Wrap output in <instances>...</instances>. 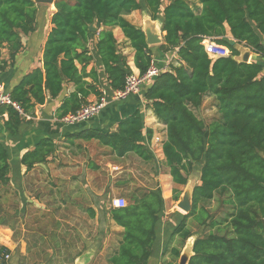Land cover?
<instances>
[{"label": "trees", "instance_id": "trees-1", "mask_svg": "<svg viewBox=\"0 0 264 264\" xmlns=\"http://www.w3.org/2000/svg\"><path fill=\"white\" fill-rule=\"evenodd\" d=\"M190 1L169 0L163 6V0H56L42 68L26 74L11 91L12 98L29 113L48 96L57 97L65 83L72 82L76 88L62 104L61 116L75 112L87 104L91 94L98 98L103 95L96 86L97 70H87L94 60L102 66L110 88L123 89L133 71L113 29L121 28L135 50L136 67L144 73L153 60V49L143 29L126 15L147 10L153 20L160 17L165 34L158 47L164 53L175 52L176 59L168 70L144 84L141 93L146 105L167 126L163 152L174 184V200L179 201L182 194L177 186H186L194 171L200 177L193 189L192 211L173 214L180 221L172 229L167 227L165 232L171 233L162 257L170 253L174 260L179 259L181 248L194 236L187 224L192 216L202 226L208 220L212 228L216 226L205 205L219 194L233 207L227 231L209 230L196 237L189 264H264V65L234 58L239 54L236 44L264 55V0H197L200 8H194ZM38 11L35 0H0V57L3 49L9 52V59L0 62V70L14 62L23 47L22 36L36 31ZM226 23L231 39L225 37ZM91 25L97 30L91 31ZM205 38L228 48L229 55L211 57ZM206 96L213 98L219 114L208 124L195 111ZM6 109V127L16 135L24 119L13 107ZM152 133L144 132V116L136 110L114 131L91 128L77 137L108 148L117 158L133 154L151 161L153 154L145 142ZM55 149L56 144L44 138L24 154L21 163L29 171L47 162ZM9 172V153L0 142L1 183L8 184ZM164 206L159 188L134 190L124 207L107 206V213L121 230L116 250L107 257V263L99 264H148L153 246L160 240ZM88 211L91 217L96 216L94 207ZM175 237L183 247L169 245ZM11 253L9 247L0 245V264H9L6 255ZM55 257L54 252L48 261ZM20 259L18 264H25V256ZM166 264L176 263L169 260Z\"/></svg>", "mask_w": 264, "mask_h": 264}, {"label": "rangeland", "instance_id": "rangeland-1", "mask_svg": "<svg viewBox=\"0 0 264 264\" xmlns=\"http://www.w3.org/2000/svg\"><path fill=\"white\" fill-rule=\"evenodd\" d=\"M141 15L142 18L134 17L133 20L140 21L144 26L147 16L145 13ZM44 18H39V24H44ZM151 47L156 48L157 45ZM212 104L211 100L205 99L196 109V114L206 124L219 116ZM63 160L67 163L61 179L65 184L63 188L51 187L37 175H32L23 200L8 188L2 189L0 245L12 250L9 264H18L22 256L26 258L25 264L107 263V257L117 248L121 228L111 219L106 207L115 206L114 202L119 197H125L129 203V196L134 190L146 192L159 188L163 197L166 192L169 193V202L165 203L159 221L161 238L155 245L158 248L160 244H167L171 233L165 232L167 227L172 229L180 221L173 215L174 212L184 215L185 211L177 206L179 201L174 200V184L164 159L158 158L157 154L151 161H144L133 154L117 158L108 149L92 145L88 157H66ZM70 177L77 182L72 187L68 186ZM199 179V173L194 171L186 186H177L182 191L181 196L196 186ZM225 199L226 196L216 194L205 205L213 217L211 220L217 222L215 227L210 226V220L202 226L194 216L189 218L187 224L194 239L209 230L216 233L227 231L233 207ZM89 207L95 208V217L90 216ZM169 245L183 247L179 237H175ZM54 252L56 257L48 261ZM78 253L81 256L73 262ZM166 259L176 264L179 260H174L170 253L166 254Z\"/></svg>", "mask_w": 264, "mask_h": 264}, {"label": "crops", "instance_id": "crops-1", "mask_svg": "<svg viewBox=\"0 0 264 264\" xmlns=\"http://www.w3.org/2000/svg\"><path fill=\"white\" fill-rule=\"evenodd\" d=\"M190 2L194 8H200L202 6L197 0H191ZM163 3V6H166L169 3V0H163ZM55 11L56 9L54 4H48L47 6L42 7L39 6L36 31L22 36L23 47L16 55L14 62L7 64L3 70H0V83L6 88L7 91L11 92L13 88L21 81V79L35 68H42L43 48L47 39V35L53 27L50 21ZM144 13L146 16H150L147 10H136L126 15V18L136 26H139L143 29L144 26L142 23L140 21H134L133 18L141 17V14ZM41 16H45L43 25L39 24V18ZM156 26L163 37L165 33L161 30L162 19L160 17L156 19ZM225 28V37L227 39H231L232 35L229 24L226 23ZM113 31L115 37L117 38L119 48L121 52L127 57L128 64L130 65L132 71L136 73L140 72V70L135 65V50L130 45L129 40L125 37L120 27L114 28ZM94 40L96 41L97 37H95ZM238 45L240 44H237V46ZM158 46L159 45H157L156 48H152L153 60H155L157 65L162 68L168 67V65L176 59V53H164L159 49ZM8 59L9 52L5 48L2 50L0 62ZM250 61H257L264 65V55L258 54L252 50ZM93 68H95L98 72L99 81L96 84L98 90H100L102 94H106L108 97H110V94L114 91L110 88L104 70L97 60H94L87 67V70L90 71ZM87 80L90 83L93 81L92 78H87ZM146 85L147 84H145L143 87ZM75 88L76 86L74 83L67 82L64 85V89L57 97L51 98L48 96L46 102L41 105H36L31 110V112L27 113V117L20 115L24 121H22L16 135L11 134L6 127V121L9 119V114L6 107L5 109H1L3 111H0V142L5 145L9 153L10 181L8 184H3L0 182V195L2 189L8 188L10 192H14L15 195L18 194L22 200L23 198L25 199L28 181L32 175H37V177L45 181V184L50 185L51 187H65V184L61 179L63 178V173L67 163L63 160V158H82L83 155L88 157L89 147L91 148L92 145L96 144L93 141H86L78 138L77 134L83 130L91 128L114 131L116 130L118 123L123 118L131 115L136 110H140L144 116V132L147 134L148 130L153 131L152 137L150 139H146L145 142L148 149L152 152L153 156H156L157 154L158 158L165 160L163 148L161 150L157 149V152L156 150L153 152L149 146V143L158 134H161L167 138V126L164 122L160 121L156 117L153 109L146 105L144 96L141 93L142 90L138 94H131L121 100L111 99L109 104L101 111V113L91 120L75 124H64L58 120V118L61 117V106L71 95V93L75 91ZM97 99V95L91 94L87 99V103L93 102ZM205 99H209L213 102L212 108L215 110L216 107L214 105L213 98L206 96ZM215 111L217 112V110ZM44 138H49L54 142V144H56L55 152L48 158L47 162L38 163L34 168L27 171V167L21 163L22 157L28 151L33 150L37 143ZM69 179L70 181L68 182V186L72 187L75 183H77L76 181L71 180V177ZM169 197V193L167 194L166 192V195H164L165 203L169 202ZM23 208H25V206ZM164 249H166L165 244H160L158 248L154 244V250L152 251V255L148 261V264L168 263L169 260L166 259V256L162 257Z\"/></svg>", "mask_w": 264, "mask_h": 264}, {"label": "built area", "instance_id": "built-area-1", "mask_svg": "<svg viewBox=\"0 0 264 264\" xmlns=\"http://www.w3.org/2000/svg\"><path fill=\"white\" fill-rule=\"evenodd\" d=\"M205 48L211 57H216L217 55H229L230 50L224 46L218 45L211 39L204 40ZM219 49L221 51H216ZM169 69L168 67L162 68L157 65L155 60H152L150 66L144 73L132 72L126 78L125 86L123 89H119L113 92L111 97L103 94L97 100L89 102L83 105L75 112H69L58 118L59 121L64 124H75L80 122H86L96 117L101 113V111L109 104L110 100H121L126 98L131 94L140 93L142 86L147 82L152 81L157 76H159L163 71ZM13 107L21 116L27 117V113L24 108L16 101L13 100L11 92L7 91L6 88L0 83V109L3 107ZM166 138L158 134L153 140L150 141L149 146L153 152L157 149L161 150L163 148ZM161 152V151H159ZM115 207H124L127 205V200L125 197H119L114 202ZM11 257L10 254L6 255V259Z\"/></svg>", "mask_w": 264, "mask_h": 264}, {"label": "water", "instance_id": "water-1", "mask_svg": "<svg viewBox=\"0 0 264 264\" xmlns=\"http://www.w3.org/2000/svg\"><path fill=\"white\" fill-rule=\"evenodd\" d=\"M56 0H35L37 4H46L52 5L55 3ZM91 31H96L97 28L94 25L90 26ZM145 32L147 43L151 45H160L163 42V37L161 32L156 26V20H153L150 16H147L145 19V25L143 28ZM236 48L239 51L238 55H235L234 58L239 62H249L251 58L252 48L246 45H238L236 44ZM193 188L188 189L182 196H180L179 202L177 206L185 211V214H188L192 211L193 208ZM195 239L190 237L187 242L184 250L181 252V255L178 260V264H189L190 258L194 255L193 252V245ZM81 256V255H80ZM79 256V257H80ZM77 257V258H79ZM76 264H86L84 262H78Z\"/></svg>", "mask_w": 264, "mask_h": 264}]
</instances>
